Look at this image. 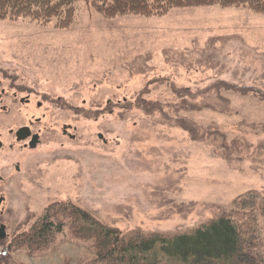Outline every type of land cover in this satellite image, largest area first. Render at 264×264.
<instances>
[{"label": "rangeland", "instance_id": "374dc122", "mask_svg": "<svg viewBox=\"0 0 264 264\" xmlns=\"http://www.w3.org/2000/svg\"><path fill=\"white\" fill-rule=\"evenodd\" d=\"M0 61L74 134L51 137L2 184L11 233L63 218L67 203L126 235L169 238L250 190L264 195L263 13L208 5L108 19L80 0L66 27L0 18ZM13 256L95 264L63 233Z\"/></svg>", "mask_w": 264, "mask_h": 264}, {"label": "trees", "instance_id": "16d2710c", "mask_svg": "<svg viewBox=\"0 0 264 264\" xmlns=\"http://www.w3.org/2000/svg\"><path fill=\"white\" fill-rule=\"evenodd\" d=\"M78 1L0 0V18L55 19L66 27L73 20ZM83 1L108 19L126 14L161 16L172 8L208 5L245 7L264 14V0ZM62 205L65 219L44 213L36 220L24 239L29 248L44 249L63 233L84 246L95 264H264V195L257 190L233 200L232 207L216 219L169 238L155 233L126 235L78 206Z\"/></svg>", "mask_w": 264, "mask_h": 264}, {"label": "flooded vegetation", "instance_id": "af4514ba", "mask_svg": "<svg viewBox=\"0 0 264 264\" xmlns=\"http://www.w3.org/2000/svg\"><path fill=\"white\" fill-rule=\"evenodd\" d=\"M17 70L0 61V264H16L13 256L16 252L34 253L24 239L25 232L29 233L35 223L28 230L11 233L5 219L7 197L1 191L2 184L9 176L24 174L26 155H33L42 146H47L51 137L74 138L70 125L64 121L60 124L51 122L46 109L47 99L34 100L37 95L22 81ZM98 137L102 138V135Z\"/></svg>", "mask_w": 264, "mask_h": 264}]
</instances>
